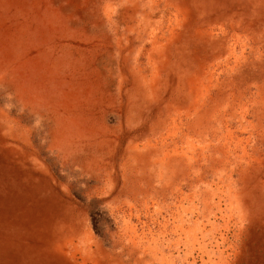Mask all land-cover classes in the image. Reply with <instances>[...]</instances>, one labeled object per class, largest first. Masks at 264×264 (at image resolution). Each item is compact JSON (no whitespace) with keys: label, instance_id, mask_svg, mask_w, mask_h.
<instances>
[{"label":"rangeland","instance_id":"rangeland-1","mask_svg":"<svg viewBox=\"0 0 264 264\" xmlns=\"http://www.w3.org/2000/svg\"><path fill=\"white\" fill-rule=\"evenodd\" d=\"M0 264H264V0H0Z\"/></svg>","mask_w":264,"mask_h":264}]
</instances>
